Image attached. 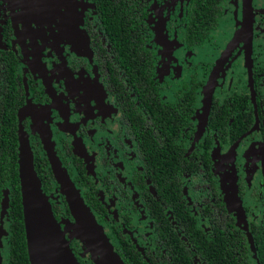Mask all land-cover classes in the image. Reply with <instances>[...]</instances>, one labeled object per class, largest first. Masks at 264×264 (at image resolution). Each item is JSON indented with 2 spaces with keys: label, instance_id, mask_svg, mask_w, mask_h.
Segmentation results:
<instances>
[{
  "label": "flooded vegetation",
  "instance_id": "1",
  "mask_svg": "<svg viewBox=\"0 0 264 264\" xmlns=\"http://www.w3.org/2000/svg\"><path fill=\"white\" fill-rule=\"evenodd\" d=\"M251 6L248 49L233 44L245 0H0V129L20 196L21 131L61 228L74 219L53 164L123 264H264V0ZM7 181L0 264H14Z\"/></svg>",
  "mask_w": 264,
  "mask_h": 264
},
{
  "label": "water",
  "instance_id": "2",
  "mask_svg": "<svg viewBox=\"0 0 264 264\" xmlns=\"http://www.w3.org/2000/svg\"><path fill=\"white\" fill-rule=\"evenodd\" d=\"M244 14L245 22L240 30L241 33L236 36L233 44L238 40H243L250 49L249 39L253 15L251 0H245ZM213 84L214 81L207 86L208 97H211ZM18 143L19 182L29 263L80 264L68 240L77 239L82 243L85 253L89 254L94 264H123L67 172L62 167L53 164L55 177L74 219L73 222L64 221V229L61 228L41 188V182L34 169L32 153L21 131ZM3 203H6V199ZM67 231L70 232L68 236Z\"/></svg>",
  "mask_w": 264,
  "mask_h": 264
},
{
  "label": "trees",
  "instance_id": "3",
  "mask_svg": "<svg viewBox=\"0 0 264 264\" xmlns=\"http://www.w3.org/2000/svg\"><path fill=\"white\" fill-rule=\"evenodd\" d=\"M5 132L6 134L0 129V180L8 179L7 184L14 186V189H11L12 195L9 202V217L11 219L10 239H12L10 254L12 255V261L14 260V264H30L27 253L21 196L18 190L17 143L9 134V129L8 131L5 130ZM6 200L5 204L2 202V210L8 205V199L6 198ZM177 212L180 214L181 219L184 220V216L181 215L180 210Z\"/></svg>",
  "mask_w": 264,
  "mask_h": 264
},
{
  "label": "rangeland",
  "instance_id": "4",
  "mask_svg": "<svg viewBox=\"0 0 264 264\" xmlns=\"http://www.w3.org/2000/svg\"><path fill=\"white\" fill-rule=\"evenodd\" d=\"M224 39V36H221L220 37V42H221V44H225V40H223ZM211 49H213L210 45L209 46H207L201 53H200V55L201 56H204L205 55V50H211ZM217 52V51H216ZM242 167H243V169L241 168L240 169V171L243 173V175H245L247 172H248V169H247V167L246 166H244V164L242 163ZM233 170H232V172L231 171H229V170H227L224 174L225 175H227L229 178H230V180H232L233 182L231 183L232 184V186H235L234 185V183L236 184V177H235V171H234V168H232ZM232 177L233 178H235V179H232ZM225 182H226V179L224 178V175L221 173V183H222V186H223V192H224V195L225 196H227V187H225ZM250 192H251V190H248V196H247V198H246V201H245V204L250 208V214L251 215H253V213H257L258 214V206L256 205V204H254L253 203V200H252V197L249 195L250 194ZM229 197V196H228ZM239 204H240V206H244V204H242L240 201H239ZM242 206V207H243ZM250 215V216H251ZM63 229V228H62ZM101 230H102V228H101ZM102 232H103V230H102ZM104 233V232H103ZM70 234V232L69 231H67L66 232V235H69ZM81 243V242H80ZM111 244V243H110ZM81 245H82V243H81ZM112 246V245H111ZM83 256V255H82ZM88 257V256H87ZM91 259V258H90Z\"/></svg>",
  "mask_w": 264,
  "mask_h": 264
}]
</instances>
